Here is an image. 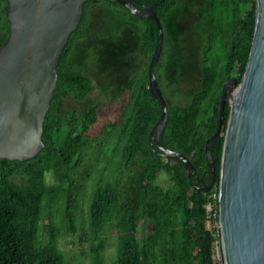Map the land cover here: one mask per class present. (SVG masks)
Segmentation results:
<instances>
[{
	"label": "trees",
	"instance_id": "obj_1",
	"mask_svg": "<svg viewBox=\"0 0 264 264\" xmlns=\"http://www.w3.org/2000/svg\"><path fill=\"white\" fill-rule=\"evenodd\" d=\"M197 1L132 0L138 9L151 6L163 24L160 63L166 54L172 86L181 79L183 41L192 39L189 52L201 59L190 96L184 104L168 105L160 135V145L185 155L195 173L187 175L184 163L164 157L149 137L161 114L146 87L147 62L157 43L154 21L130 13L119 2L87 0L57 66L56 89L43 122V147L27 160L0 159V264H65L59 227L49 213L43 240L42 216L63 202L66 231L76 233V213L94 174L98 179L91 188L88 226L79 238L88 244L91 264H106L108 226L117 234L116 256L109 264H215L214 243L220 242V234L209 221L218 220L214 194L223 136L210 148L215 177L208 190L200 189L204 186L200 178L205 186L211 179L204 144L217 129L216 104L223 80L235 76L240 81L245 69L255 0ZM7 6V0H0V46L9 37ZM194 6L195 21L184 31L182 18ZM135 36L138 49L132 44ZM72 48L96 52L97 63L109 72L113 84L99 86L109 94L106 101L90 99L82 108L58 111L62 99L84 101L96 87L84 71L85 61L68 67ZM135 53L138 73L131 70ZM227 112L228 106L225 117ZM100 120L103 123L94 132ZM159 173L167 175V185L156 183ZM47 174L53 177L50 184ZM208 204L215 212L212 218Z\"/></svg>",
	"mask_w": 264,
	"mask_h": 264
},
{
	"label": "water",
	"instance_id": "obj_2",
	"mask_svg": "<svg viewBox=\"0 0 264 264\" xmlns=\"http://www.w3.org/2000/svg\"><path fill=\"white\" fill-rule=\"evenodd\" d=\"M87 0H7L9 37L0 46V159L27 160L43 147L45 115L57 83L61 54L76 30ZM130 13L153 20L157 43L148 66V87L161 114L150 131L166 158L195 169L183 154L160 145L168 118V103L158 87L154 65L164 39L161 21L151 6L136 8L132 0H110ZM227 79L217 103L216 131L205 141L206 162L214 183L210 148L222 134L228 91L230 113L223 135L219 183L218 224L223 264H264V0H255L254 31L240 83Z\"/></svg>",
	"mask_w": 264,
	"mask_h": 264
},
{
	"label": "rangeland",
	"instance_id": "obj_3",
	"mask_svg": "<svg viewBox=\"0 0 264 264\" xmlns=\"http://www.w3.org/2000/svg\"><path fill=\"white\" fill-rule=\"evenodd\" d=\"M195 18H196V6H194L189 12H187V15L182 18V21H185L184 25H183L184 31H188V29H187V28H189L188 24H190L191 22H194ZM194 24L196 26V23H194ZM189 29H191V28H189ZM165 39L168 42V39L167 38H165ZM167 42H165V43H167ZM165 46L168 47V44H165ZM75 57H77V54H74L73 58L75 59ZM73 67H77V66L74 65ZM99 76H103V77L98 78L97 84H106V83L110 82L109 78H107L104 74H102V75L100 74ZM187 81L188 80H184L183 83H180V81H179L178 86H177L179 89H182L186 93L188 90H190L191 86L193 85V84H188ZM165 95L168 99L169 104H174L176 102L184 104L188 99L187 97L186 98L181 97V95H179V93L175 91V89L172 85L165 86ZM93 96H95L99 99L105 98V95H102L101 91L96 89L91 95H89L87 97L86 100H84L82 102H77V101H73V100H66L60 106V109L65 110V109L82 108L86 105V102L88 101V99H90ZM102 123H103V121L100 120V122L97 123V125L95 126L93 131L96 132L98 127ZM113 143L114 142H112L111 144H113ZM116 156H117V154H116ZM114 158H116V157H114ZM106 166H107V168H106L107 174L109 175L112 168H111V165L109 162L106 163ZM97 179H98V175L94 174L90 178V180L86 186L85 194L83 195L82 201L80 203V209L76 213V233L70 234V233H67V231H66V228L64 226L63 219H62V217H63V202H61L62 203L61 205L54 207L52 210L47 209L43 213L42 221H41L40 226H39V233L42 236V239L45 240L46 239V237L44 235L45 224L47 223L48 214L51 213L53 215L54 221L56 222V224L59 227L60 236H59V242L58 243H59L60 250L63 252V254L65 256V264H91V257L89 255V251H88V244L83 242V241H80L79 238L87 230L88 209H89L91 188H92L94 181H96ZM46 182L48 184L53 182V177L50 174L46 175ZM156 183L160 186L167 185L168 184L167 175H165L163 173H159L158 178L156 180ZM208 209L212 210V207L209 206ZM209 226L211 229H214L216 233L219 230L218 221H209ZM105 235H106V247L104 250V257H105V263L109 264L115 259V256H116L117 234H116V231L111 226H108L106 229ZM219 244H220V242H219ZM214 261H215V264H223V259H222V255H221L218 243H217V246L215 245V249H214Z\"/></svg>",
	"mask_w": 264,
	"mask_h": 264
},
{
	"label": "flooded vegetation",
	"instance_id": "obj_4",
	"mask_svg": "<svg viewBox=\"0 0 264 264\" xmlns=\"http://www.w3.org/2000/svg\"><path fill=\"white\" fill-rule=\"evenodd\" d=\"M197 2H199V0ZM190 25L191 24H188V26H190ZM162 27H163V24H162ZM132 44H133V47L135 45V49H138V47H137V36H135V39H133ZM192 44H193V40L192 39H187L185 42L183 41L181 43L182 50L185 53L186 57H185V59L183 60V63H182L181 75H180L181 76L180 77L181 78L180 79V83H183L184 80H188L187 81L188 84H193V82L194 83L196 82V77L198 76L197 68H198V63L201 62V59L198 58V55L197 56H193L192 53L189 52L191 47H192ZM163 48H164V39H163V46H162V50H161L159 59L156 62V64L154 65L153 71H154L155 78H156L158 87L160 89V92H161L162 96L164 97L165 101L169 105L168 99H167V97L165 95V86H170L171 85L170 81L168 79V77H169V67H168L167 62L165 61V58H164L166 56V54H164V57L162 59V63H160V59H161V56H162ZM185 50H186V52H185ZM153 53H154V51H153ZM74 54H77V57H75V59L73 58ZM152 54H151V56H152ZM151 56H150V58H149V60L147 62V67H146V69H147V86L146 87L149 90L150 95L152 96L151 91H150V89L148 87V66H149V62H150ZM96 57H99V55L96 54V52L86 51L85 50L84 52L80 53L78 48H72V51H70V58H69L68 67L77 68L78 65H79L78 63H80V61L81 62L85 61L84 63H82L83 67H84V71L86 72L87 76L93 81V83L96 85V87L87 95V97L89 95H91L96 89H98L99 91H101L102 95H105V98L104 99L100 98V100L101 101H106V99L108 98L109 94H106V93H104L101 90V88L99 87L101 84H97L98 78L99 77H103V76H99V75L100 74L101 75L104 74L106 77H109L110 82H108V83H109L110 87L113 84V80L110 78L109 72L106 69H104L103 67H101L99 65L100 63H97ZM74 65H76L77 67H73ZM139 67H140V65H139V60H138V54L135 53V55L132 57V61H131V70L134 73H138L139 69H141ZM227 79H236V78H235V76H229V77H226L223 80L218 100H219L221 92H222L223 84H224V82ZM108 83H106V84H108ZM239 83H240V81H237L236 82V86ZM177 86L174 85L173 87H174L175 91L178 92L179 95H181V97H183V98L187 97L188 98L190 96L193 85L191 86L190 90L187 91V93L184 92L182 89H179ZM87 97H86V99H87ZM90 99H99V98L93 96ZM90 99H88V101L86 103H88L90 101ZM66 100H73V99H70L68 97V98H64L61 101H59V103L57 105L58 111H63V110L60 109V106ZM218 100H217V103H218ZM73 101H75V100H73ZM77 102H82V101H77ZM227 106H228V112H227V116L225 117V109H226ZM216 111H217V115H218L217 104H216ZM229 113H230V103H229L228 91H227V95L225 97V104H224V120H223L222 128H221L222 134L220 136L224 135V131H225V127H226V124H227V121H228ZM200 181L204 185L203 187L208 186L209 183H210L209 182L205 186V182L202 180V178H200Z\"/></svg>",
	"mask_w": 264,
	"mask_h": 264
},
{
	"label": "built area",
	"instance_id": "obj_5",
	"mask_svg": "<svg viewBox=\"0 0 264 264\" xmlns=\"http://www.w3.org/2000/svg\"><path fill=\"white\" fill-rule=\"evenodd\" d=\"M214 197H216L217 200H218V193H217V194H214ZM209 206H211V205L208 204V205L206 206V208H207V212L209 213V216H208V217H211V218H212V216L215 215V212H213V208H212V210H209V209H208ZM211 207H212V206H211ZM212 212H213V213H212ZM217 212H218V210H217ZM217 215H218V214H217ZM217 221H218V220H217ZM217 232H219V230H218ZM219 234H220V233H219ZM217 243H218L219 248H220V244H219V242L216 241V242L214 243V249H215V245L217 246ZM213 257H214V255H213Z\"/></svg>",
	"mask_w": 264,
	"mask_h": 264
}]
</instances>
